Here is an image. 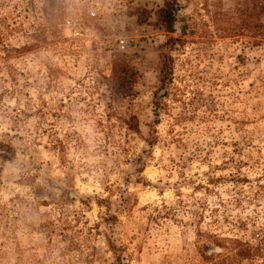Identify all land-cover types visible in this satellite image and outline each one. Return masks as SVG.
I'll list each match as a JSON object with an SVG mask.
<instances>
[{
  "label": "rangeland",
  "instance_id": "rangeland-1",
  "mask_svg": "<svg viewBox=\"0 0 264 264\" xmlns=\"http://www.w3.org/2000/svg\"><path fill=\"white\" fill-rule=\"evenodd\" d=\"M0 142V264H264V0H0Z\"/></svg>",
  "mask_w": 264,
  "mask_h": 264
},
{
  "label": "trees",
  "instance_id": "trees-1",
  "mask_svg": "<svg viewBox=\"0 0 264 264\" xmlns=\"http://www.w3.org/2000/svg\"><path fill=\"white\" fill-rule=\"evenodd\" d=\"M158 21L160 22L162 28L168 32V33H174V23H175V17L171 13V10H166L164 12V15L158 18ZM171 42V41H170ZM168 44H166L167 46ZM165 46V47H166ZM164 47V48H165ZM162 70H161V88H165L168 78L171 76V68L172 63L171 60L166 58L165 56H162ZM154 98L156 100V109L159 108L163 103L161 102V99L159 98V95L155 93ZM15 156V152L12 147L4 144L3 142H0V159L2 161H10Z\"/></svg>",
  "mask_w": 264,
  "mask_h": 264
}]
</instances>
